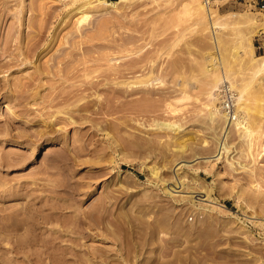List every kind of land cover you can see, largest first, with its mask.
<instances>
[{
  "label": "rangeland",
  "instance_id": "374dc122",
  "mask_svg": "<svg viewBox=\"0 0 264 264\" xmlns=\"http://www.w3.org/2000/svg\"><path fill=\"white\" fill-rule=\"evenodd\" d=\"M249 1L0 0V264H264ZM224 74L247 130L209 114Z\"/></svg>",
  "mask_w": 264,
  "mask_h": 264
},
{
  "label": "bare ground",
  "instance_id": "6f19581e",
  "mask_svg": "<svg viewBox=\"0 0 264 264\" xmlns=\"http://www.w3.org/2000/svg\"><path fill=\"white\" fill-rule=\"evenodd\" d=\"M126 0H110V1H107V0H103V7H105V8H114V7H116V4L117 3H119V2H125ZM203 5H201V4H199L198 6H197V10L199 11L198 13H199V15L200 16H202V17H204V10H203V7H202ZM206 11V10H205ZM211 59V58H210ZM209 61V60H208ZM264 61V60H263ZM211 68H207L206 70H205V73L206 74H212L209 70H210ZM213 70V69H212ZM211 70V71H212ZM223 70V69H222ZM208 74V75H209ZM213 76V75H212ZM232 78H234V77H232ZM232 78L229 76V74H224V75H222L221 76V78H219V76H214V78H212L213 79V85H212V87H215V88H217L215 85H216V83L220 80V79H226V80H228L229 82H230V84H231V86L232 87H236L237 88V90H238V92H237V103H238V105H237V110L238 109H240V111H242V112H244L245 110H244V108H245V97H244V87H242V85H236L234 82L235 81H233L232 80ZM211 79V80H212ZM221 80V81H222ZM220 81V82H221ZM218 86V85H217ZM214 88V89H215ZM211 89V88H210ZM215 92V91H214ZM245 93H246V91H245ZM208 94H209V100H210V103H211V106H212V102L216 99L215 97L216 96H214V95H216V93H214L213 95H212V92L211 91H209L208 92ZM246 95V94H245ZM209 100H208V97H207V102H209ZM215 102V101H214ZM215 105H216V103H215ZM214 106V105H213ZM239 106V107H238ZM217 107H219V106H216V108H215V110H210V108L211 107H209V114H210V116H211V118L213 119V120H217V119H219V118H223V115H222V113H221V111L217 108ZM214 108V107H213ZM246 109V108H245ZM245 115V114H244ZM220 121H222V119L220 120ZM247 119L246 118H244V116L243 115H240L238 118H237V120L235 121V122H231V123H226V125H225V127H224V131L223 132H226L228 129H229V127H230V125H232V126H234L236 129H239V130H247L248 129V125H247ZM222 148H225V145L224 144H222ZM2 159V158H1ZM1 185V184H0ZM15 188V187H14ZM173 188V187H172ZM2 189V188H1ZM181 189V188H180ZM178 190V191H181V190ZM15 190V189H14ZM172 190V189H171ZM15 192V191H14ZM13 193V192H12ZM15 194V193H14ZM13 195V194H12ZM21 208V207H20ZM19 213H21V212H19ZM24 213V212H23ZM17 215V214H16ZM10 216V215H9ZM14 216V215H13ZM4 217V216H3ZM3 217H1L0 216V218H3ZM11 217V216H10ZM10 220H13V218L11 217V219ZM8 225H10V224H8ZM7 226V225H6ZM16 226V225H15ZM1 230V229H0ZM3 231V230H2ZM4 231H6V229L4 228ZM19 242V241H18ZM5 245V244H4ZM14 246H16V245H11L10 247H4V250H7V251H9V252H16V250L17 249H15V247ZM17 248V247H16ZM15 249V250H14ZM27 253V252H26ZM28 254V253H27ZM32 254V253H31ZM13 255V254H12ZM48 255H50V254H48ZM36 257V256H35ZM8 258V257H7ZM31 259V258H30ZM35 259V258H34ZM34 259H32V260H34ZM19 261V260H18ZM13 262V261H12ZM33 263H34V261H32ZM11 264V263H10Z\"/></svg>",
  "mask_w": 264,
  "mask_h": 264
},
{
  "label": "built area",
  "instance_id": "2783aa9c",
  "mask_svg": "<svg viewBox=\"0 0 264 264\" xmlns=\"http://www.w3.org/2000/svg\"><path fill=\"white\" fill-rule=\"evenodd\" d=\"M256 7V0H250L249 5ZM216 95L220 103V111L223 115V122L231 123L235 122L238 118V111H237V92L231 86L230 82L226 79H223L217 89ZM225 127V126H224Z\"/></svg>",
  "mask_w": 264,
  "mask_h": 264
}]
</instances>
